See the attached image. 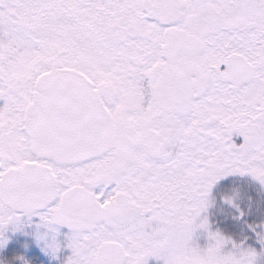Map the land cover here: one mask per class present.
I'll return each instance as SVG.
<instances>
[{
	"label": "snow or ice",
	"instance_id": "obj_1",
	"mask_svg": "<svg viewBox=\"0 0 264 264\" xmlns=\"http://www.w3.org/2000/svg\"><path fill=\"white\" fill-rule=\"evenodd\" d=\"M0 264H264V0H0Z\"/></svg>",
	"mask_w": 264,
	"mask_h": 264
}]
</instances>
